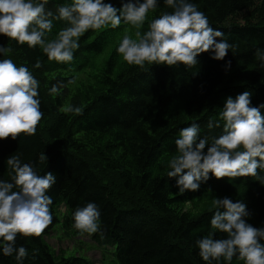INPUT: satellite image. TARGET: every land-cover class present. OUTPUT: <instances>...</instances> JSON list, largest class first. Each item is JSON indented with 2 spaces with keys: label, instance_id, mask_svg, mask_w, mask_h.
<instances>
[{
  "label": "trees",
  "instance_id": "16d2710c",
  "mask_svg": "<svg viewBox=\"0 0 264 264\" xmlns=\"http://www.w3.org/2000/svg\"><path fill=\"white\" fill-rule=\"evenodd\" d=\"M61 206L117 264H264V0H0V264H94Z\"/></svg>",
  "mask_w": 264,
  "mask_h": 264
},
{
  "label": "rangeland",
  "instance_id": "374dc122",
  "mask_svg": "<svg viewBox=\"0 0 264 264\" xmlns=\"http://www.w3.org/2000/svg\"><path fill=\"white\" fill-rule=\"evenodd\" d=\"M144 19V15L135 16L131 25L125 28L123 34L118 39H115L116 42L112 43L103 55L95 59L94 67L84 73L77 74L74 89L81 88L82 86L86 88L89 86L95 87L97 85L99 71L112 55L118 42L121 43L119 65L122 66L128 59H132L138 46V33L141 27V22ZM209 203L210 198L206 195L203 200L199 201V203H188L183 209L184 211L191 212L193 215H198L204 205ZM58 213L61 223L56 227L54 232L45 239L53 252L58 255L63 254L64 257L68 258L81 256L92 261L94 264H117L114 258V248L100 245V241H98L99 243L93 241L92 234H77L71 229L64 228L62 221L66 215L65 206H61Z\"/></svg>",
  "mask_w": 264,
  "mask_h": 264
}]
</instances>
